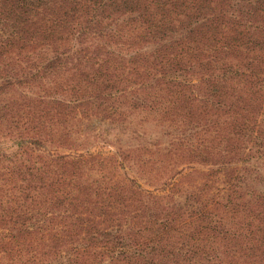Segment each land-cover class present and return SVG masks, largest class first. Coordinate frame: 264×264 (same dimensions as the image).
Masks as SVG:
<instances>
[{
  "label": "trees",
  "instance_id": "1",
  "mask_svg": "<svg viewBox=\"0 0 264 264\" xmlns=\"http://www.w3.org/2000/svg\"><path fill=\"white\" fill-rule=\"evenodd\" d=\"M0 264H264V0H0Z\"/></svg>",
  "mask_w": 264,
  "mask_h": 264
},
{
  "label": "rangeland",
  "instance_id": "2",
  "mask_svg": "<svg viewBox=\"0 0 264 264\" xmlns=\"http://www.w3.org/2000/svg\"><path fill=\"white\" fill-rule=\"evenodd\" d=\"M158 117L154 114H148V116L142 113H135L129 116L128 121L135 125L139 131L145 133L150 138H155L158 140L159 144H166L170 137L165 133L170 130L167 125L157 121ZM171 131V130H170ZM164 132V133H163ZM100 133V132H99ZM97 129L84 132H76L73 137V144H68L66 146L60 147L58 149L61 153H73L75 151H91L93 153H110L112 150L116 149L117 142L112 136H107L99 134ZM13 148L17 147V143H11ZM7 153H10L9 150ZM129 162L125 161L124 166L119 170L120 175L127 178H134L135 182L138 184L142 190L147 193L162 194L165 192L164 181H159L160 179H166L170 177L174 171H167L163 174H158L156 170H150L146 174H140L130 170ZM196 166H198L196 164ZM178 167V166H177ZM200 167V166H199ZM180 168V166H179ZM191 178V177H190Z\"/></svg>",
  "mask_w": 264,
  "mask_h": 264
}]
</instances>
